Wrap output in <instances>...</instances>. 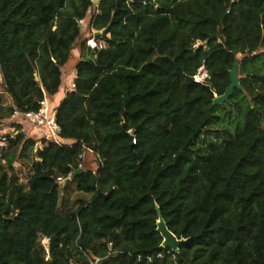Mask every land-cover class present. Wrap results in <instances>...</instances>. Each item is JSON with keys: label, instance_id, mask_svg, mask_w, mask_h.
I'll return each instance as SVG.
<instances>
[{"label": "trees", "instance_id": "obj_1", "mask_svg": "<svg viewBox=\"0 0 264 264\" xmlns=\"http://www.w3.org/2000/svg\"><path fill=\"white\" fill-rule=\"evenodd\" d=\"M88 14L107 32L55 108L70 145L35 151L17 125L0 149V264H264V0H0V121L59 92ZM236 61L240 89L214 106ZM83 148L96 170L71 182L90 198L60 213Z\"/></svg>", "mask_w": 264, "mask_h": 264}, {"label": "rangeland", "instance_id": "obj_2", "mask_svg": "<svg viewBox=\"0 0 264 264\" xmlns=\"http://www.w3.org/2000/svg\"><path fill=\"white\" fill-rule=\"evenodd\" d=\"M93 2L96 5L98 0H93ZM89 15L90 14H88L84 20L80 21V27L82 29V36L75 43L74 49L71 51V56L68 62L62 68V86L65 85V82L70 83L75 77V66L80 60L81 43L85 40L86 46H88L87 40L92 38V36L94 35V32H96V31H91L88 28ZM88 54H89L88 51H84L83 53L84 56H87ZM206 77H207L206 70L202 67L198 70L195 76V80L198 82H202L205 80ZM3 91L4 89H3L2 83H0V105L7 106L9 105V99L6 95L2 94ZM49 100H50V97H49ZM51 103L52 105H56L58 101H54V102L51 101ZM17 125L21 127V131L24 133L26 138H29L32 136V127L26 121L23 120L22 114L18 113L15 117L13 116L9 119L0 121V138L7 136V135H13V133L17 129L16 128ZM0 157H1V151H0ZM95 160H96L95 154H86L85 162L83 165L84 170L95 171L96 170ZM13 167L18 175L19 182L25 183L27 181V178L31 174L30 164L27 161H19V162L14 163ZM58 189H59V196H60L59 203H58V210L60 213H63L69 207L77 206V201L79 199L87 200L90 198V194H84L78 191L75 184L72 183L71 181L66 182V183H62L61 181L58 184ZM41 244L43 245L46 254H48L47 240L46 239L41 240Z\"/></svg>", "mask_w": 264, "mask_h": 264}, {"label": "built area", "instance_id": "obj_3", "mask_svg": "<svg viewBox=\"0 0 264 264\" xmlns=\"http://www.w3.org/2000/svg\"><path fill=\"white\" fill-rule=\"evenodd\" d=\"M87 44L90 48L100 49L104 47L102 41H97L95 38H91L87 41ZM0 82H2V72L0 68ZM74 89V83L71 84L70 90ZM39 109L35 112H26L22 114V118L32 127V135L36 138L35 151L42 150L49 143H55L57 145H70L66 141L60 138V128L56 122V112L55 107L49 100V97L44 95L42 100L39 103ZM17 114V113H16ZM10 138L13 135L9 136ZM135 143V140H133ZM8 142L7 137L4 136L0 138V147L7 148ZM86 154H94L90 149L83 148L82 153L79 155V163L77 169H83L85 162ZM76 169V170H77ZM72 174H69L70 177ZM63 181L61 178H58V182ZM160 255H158L159 257ZM97 260L93 263L95 264Z\"/></svg>", "mask_w": 264, "mask_h": 264}, {"label": "water", "instance_id": "obj_4", "mask_svg": "<svg viewBox=\"0 0 264 264\" xmlns=\"http://www.w3.org/2000/svg\"><path fill=\"white\" fill-rule=\"evenodd\" d=\"M80 24V23H79ZM80 31H82L80 27ZM107 29H104L103 31H96L94 32L93 37L97 38L100 35L106 34ZM97 50V49H94ZM238 67L239 63L236 61L234 65L232 66L230 72H229V86L225 89L223 95H214L212 104L214 106L216 105H223L229 101L230 96L233 93V90L235 88L240 89V78L238 75ZM83 169H77L75 170L70 177H67L65 180L62 181V183H66L71 181L75 176L83 173ZM157 231L160 233L161 237L163 238L161 247L163 249H170L173 252H177L179 250V247L186 242L184 239H178L166 226V223L164 222L163 218L159 215V219L157 221Z\"/></svg>", "mask_w": 264, "mask_h": 264}, {"label": "crops", "instance_id": "obj_5", "mask_svg": "<svg viewBox=\"0 0 264 264\" xmlns=\"http://www.w3.org/2000/svg\"><path fill=\"white\" fill-rule=\"evenodd\" d=\"M72 82H73V80H72L70 83L65 82V85H64V86H62V84H61V87H60V89H59V92H58L56 95H54L53 97H50V102H51V101H52V102H54V101H58V103H57L56 105H53L54 107H55V106L57 107V106L59 105V103L63 100V98L65 97L66 93H67L68 91H70V86H71ZM0 83H2V82H0ZM2 94L6 95V96L8 97V95H7L4 91L2 92ZM8 99H9V103H10V98L8 97ZM56 107H55V108H56ZM17 114H18V113H17ZM17 114H15L14 117H15Z\"/></svg>", "mask_w": 264, "mask_h": 264}]
</instances>
